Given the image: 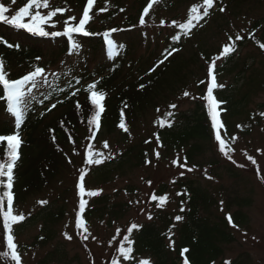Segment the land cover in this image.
<instances>
[{
  "label": "trees",
  "instance_id": "16d2710c",
  "mask_svg": "<svg viewBox=\"0 0 264 264\" xmlns=\"http://www.w3.org/2000/svg\"><path fill=\"white\" fill-rule=\"evenodd\" d=\"M6 1L12 3V0ZM105 1L95 0L90 11L92 19L86 24V31L93 34L88 36L73 34V39L79 44L77 49L72 48L71 41L66 36L41 37L0 21V37L9 43L19 45L18 48H9L4 43H0V58L4 61L8 77L20 78L39 66L45 69L48 80V83L40 82V86L25 98L27 110L25 120L19 129L22 144L19 148V159L14 168L13 214H22L17 212V208H21L28 200L33 201L41 197L48 199H45L48 201L47 205L33 215L25 217L23 221L12 225L21 258L28 249L44 247L56 239L57 226L66 218L65 202L68 198L65 194L67 191L59 192L62 188L55 185L67 171L75 169L78 162H82L83 165L80 166L81 170L78 173V189L79 177L83 172L86 194L91 185H106L135 167L146 165L151 161L152 150L156 147L153 144L156 143L164 155L173 157V161L179 160L180 164L185 163L186 158V167L193 172L198 169L203 175L199 179L187 174L177 177L171 185L176 197L174 198L175 209L164 210L156 207L155 212L151 213V219L134 222L141 227L134 229L129 237L133 241L132 262L147 258L150 264H183L184 257L181 251L187 248L189 251L184 255L187 256L189 264H216L219 261V264H224L225 246L236 240L234 231L248 223L244 207L250 206L252 200L243 194L245 191L240 178L243 174L241 165L234 159H229L220 150L207 100L204 99L205 93L202 92L198 99H194L193 105L186 110H178L177 104H174L175 108L170 106L167 115L160 117L161 121L153 133L140 141H130L133 135L132 128L139 118L145 116L149 110H157L169 97L168 102H172L173 98L186 89L189 79L194 75L193 65L197 64L201 57H204L205 63L211 62L212 51L205 46L201 51L192 47L190 49L193 52L189 53V49L182 52L189 42L190 32L197 30L194 35L197 37L211 16L205 17L188 34H184L179 29L178 23L186 22L190 10L185 19L174 20L177 24H170L173 32L165 38L162 54L159 57L154 56L150 67L144 69L136 66L135 63L127 64L126 58H129L143 42L146 43L149 39L145 30L149 19L159 9L171 11L188 0H157L149 9L148 15H144L143 10L151 0H134L130 8L135 9V14H130L122 22H117L116 19L118 16L126 15L124 1L127 0H113L114 6L100 14ZM248 1L250 0H215L214 6L218 8L213 15L225 16L227 10L234 14ZM15 2H17L16 10H18L26 3V0H15ZM50 5L54 8L66 9L64 13H58L53 18L61 22L69 17L66 7L74 6L79 12L75 16L78 22L87 6V0H50ZM221 7H224L225 11L221 12L219 10ZM213 8L209 10V14ZM98 14H100V26L96 25ZM141 16L144 17V24L140 23ZM262 23L259 20L254 22L248 34L236 40L235 51L228 54L221 68L216 67L212 72V75L216 76L217 85H221L223 73L232 74L234 71L238 73L236 84L226 88L219 86L213 88V96L221 102L218 108L219 118L224 125L221 136L228 147L233 144V137L239 133L251 132L253 127L259 125L264 119V115H261L264 113V102L258 104L255 110L251 109L253 96L264 92V49L260 47L264 41L253 34ZM166 24L167 22L163 23V25ZM55 26L57 29L55 31L63 30L61 23ZM110 29H118L116 32H110V38L114 40L113 46L107 44L104 36V33ZM176 35L180 36L179 40L172 39ZM251 40H255L261 52L262 69L258 66L254 69L246 61L239 62L240 59L236 56L237 50ZM185 42L187 43L184 44ZM172 48L178 49L176 52L181 56L173 54L163 63H159L164 59L165 50L170 51ZM98 57L103 58L102 62L95 69H91V63ZM47 60L51 63H59L60 70L56 72L47 70L44 64ZM183 60L186 61V66L184 65L185 68L181 74L175 62ZM125 68L127 73H124ZM53 73L56 75H52ZM177 73L178 75H175ZM96 76L98 78L92 80ZM174 76H181V79L176 83ZM76 80L80 81L79 84ZM89 80H91L90 83L100 81L96 90L106 93L99 128L89 123L95 111L91 104L90 93L85 91L86 82ZM70 84L71 87H69ZM199 87H202V91L203 86ZM77 88L80 91L76 96H71V92ZM0 91H2V85H0ZM45 97L48 99H44ZM41 99H44L43 104L39 103ZM58 100L62 102L56 103ZM77 102H79V108L76 106ZM53 103L56 107L49 111ZM0 119V134L12 132L14 120L6 112V103L3 100H0ZM121 123L125 125L127 131L120 127ZM111 135L121 144L123 143L124 148L85 175L89 148L92 150L94 145L100 144ZM155 152L157 158L162 154L159 149H155ZM207 152L212 153V158L209 160L205 157ZM157 153L160 154L157 156ZM0 160H7L3 148H0ZM175 165L178 164L175 163ZM226 176L232 180L230 186H225L222 181ZM216 178L221 181V184L216 186L212 184L215 186L213 187L211 182ZM4 190L6 189L0 188V192ZM127 190L134 192L135 188L130 186ZM168 190V184L163 183L158 188V197H170L167 194ZM56 191H58L57 195ZM109 198L108 195H99L93 199L83 198L87 203L80 216L85 223L91 218L100 220L108 215V224L112 225L126 216L128 204L124 201L111 202ZM224 202L226 212L219 215L221 208L223 211ZM233 205L236 209L231 212ZM3 210H7L6 199ZM78 213L79 204L76 219ZM229 214L232 217V223H229L227 219ZM177 215L183 216V220L176 221ZM35 224H41V231L32 243L26 245L18 242L19 231ZM233 224L236 226L234 227ZM0 229L3 232L0 264H14L10 257L3 255L8 249L7 230L3 227L2 213H0ZM125 234L128 235L127 230ZM171 241H174V246ZM72 260L64 246L54 245V248L40 258L37 264H73ZM229 261L231 264H257L249 252L241 253Z\"/></svg>",
  "mask_w": 264,
  "mask_h": 264
},
{
  "label": "rangeland",
  "instance_id": "374dc122",
  "mask_svg": "<svg viewBox=\"0 0 264 264\" xmlns=\"http://www.w3.org/2000/svg\"><path fill=\"white\" fill-rule=\"evenodd\" d=\"M132 1L134 0L124 1L125 8L127 9L126 15L123 17L118 16L116 19L117 22H122V20L127 16H130V14H135V9L130 8ZM202 2L203 0H188L171 11L162 9L156 11L154 16L149 19L147 28L145 29L148 33L149 39L146 43L143 42V44L133 52L129 58H126L127 64L135 63L136 66L143 67L144 69L149 68L150 64L153 62L154 56L159 57L162 49L165 47V38L170 36L173 32L170 23L174 20L185 19L189 10L194 5L202 4ZM0 3H4L9 7L10 11L6 13V15L11 16L15 14L16 7L18 6L17 2L7 3L5 0H0ZM110 4L113 5L110 6ZM113 6V0H106L103 8L107 11ZM50 7L54 8L52 5H50ZM66 8L68 10L67 16L69 17L77 16L79 13L78 9L74 6ZM49 10L50 9H42L43 12ZM106 11H100L99 13L103 14ZM225 13V16H221L220 14L211 15L207 24L202 27L198 36L194 37V34L193 37L189 39L185 49L182 51L185 52L189 49L190 53L192 51L190 48L192 47L193 49H199V51H201L204 50L203 47L205 46L206 49L209 48L212 51L211 53L213 55L211 56V62L205 63L204 57H201V60L193 65L192 70L194 75L189 79V85L186 89L173 98L172 102H168L170 100L169 97L164 103H161V106L157 110H149L145 116L139 118L132 128L133 135L130 138V141H140L147 137L148 134L153 133L159 124L160 117L162 115H167L171 105L177 104L178 110H186L191 107L194 99H198V97L201 96V93H204V89L207 86L208 71L209 68H211L212 62L215 61V66L219 69L225 63L227 56H220L223 46L232 41L235 42L237 36L247 35L253 28L254 22L257 20L262 21L263 23L260 27L261 29H256V35L264 41V0H250L244 4L241 10L238 9L236 13L232 14L230 10H227ZM100 14L96 17L97 26H100ZM164 21L167 22L166 25H163L162 22ZM45 27L48 31L57 30L56 26L53 27L51 24H49L48 27ZM229 37L232 38V41L229 40ZM177 54L178 53H175L174 56ZM178 56L181 55L178 54ZM218 56H220L219 59H217ZM237 56L240 59L239 62L246 61L248 64L252 65L254 69L255 66H258L260 69L263 68V66H261V52L252 41H249L240 47ZM102 60V57L96 58L91 63V69H95ZM44 64L47 67V70L55 72L60 70L59 63H51L47 60ZM175 64L178 66L177 70L182 74L186 66V61L175 62ZM126 68L128 69V65ZM126 68L124 69V73L128 72ZM175 75H178V73ZM237 78V71H234L232 74L223 73L220 83L223 85V88H226L236 84V82H238L236 80ZM180 79L181 76H174L176 83ZM201 80H203L202 91V87H199V85H201ZM239 83L241 84V81H239ZM185 92H188L189 95L185 96ZM257 95L252 98L253 101L251 107L253 108L251 109L253 110L256 109L258 104L264 102V92H259ZM105 142L108 144L107 148L104 147ZM232 143L231 147H228V149H230L228 155L241 165L242 168L240 169L243 174L240 178L244 184L245 191L243 194L250 197L252 203L250 206L244 207V212L248 216V223L241 226L237 231H234L236 240L232 244L225 246V257L223 261H229V259H232L241 253L249 252L257 264H264V119L259 125L253 127L251 132L247 134H237ZM153 145L156 147L152 150L151 161L146 163V165L135 167L128 171L124 176H120L106 185H91V188L87 189V193L90 191H99L97 196H110L109 200L111 202L124 201L128 204L126 216L112 225L108 224V215H105L104 218L100 220L98 218H91L89 222L85 223L88 233H90L87 240L84 239L85 234L83 233V230L78 229L76 226V212L81 199L80 192L78 194V173L81 170L80 166L83 165L82 162H78V166L75 169L67 171L64 174V177H61L62 179L60 178V181L55 185L62 188L59 192L67 191L65 194L68 198L65 202L67 205L66 218L63 220L64 222L62 221L57 226V237L54 242L44 247L28 249L22 256V264H37L40 258H42L50 249L54 248V245L64 246L71 260L73 259V264H111L112 258H118L120 264H139V261L142 259L135 262H132V260H124L118 251L120 243H125V247H127L126 242L123 241V236L126 235L125 232L127 227L136 221L148 220L149 215L155 212L156 207H160L164 210H174V198L176 197L171 189V185L177 177L181 176L182 172L197 179L203 175L198 169L195 170L196 172H193V170H188L190 168H182L179 164L175 165V163H173V157L164 155V152L158 144L155 143ZM121 148H124L123 143L121 144L116 137L111 135L100 144H97L96 146L94 145L92 152L94 158H96L95 153H103L105 157H109L104 159V161H106L114 157ZM155 149H159V152H162V154L159 153L160 157L158 156V158L156 157ZM249 156L255 160V164L252 160L248 159ZM205 157L207 160L211 159L212 153L207 152ZM97 165L98 164H88V166L85 167V175ZM225 174L226 172L224 171V175ZM222 181L225 186H230L232 182L227 176L224 177ZM163 183L168 184L169 190L167 191V194H169L170 197H166L167 199L161 204L159 199L153 200L152 196L155 195L157 198L161 197H158V188ZM212 184L215 186L220 185L221 181L216 178L211 182V186L215 187ZM130 186L135 188L134 192L128 191L129 189L127 190ZM87 193L83 197L90 199L97 197L89 196ZM57 194L58 191H56V195ZM45 199L47 198L41 197L36 198L33 201L28 200L21 208H17V212L22 213L25 217H28L31 214L33 215V213L47 205H41L39 203V201ZM225 204L226 203L224 202L223 211L221 208L219 215L226 212ZM235 207L236 206L233 205L230 211H234L236 209ZM16 225L15 228H17ZM40 229L41 224H35L20 230L17 236L18 242L30 245L35 236L40 233ZM117 229L120 230L119 233H117ZM65 233L71 235L72 239L68 240L64 235ZM93 237H95V239H93ZM0 244H3V232L1 229ZM219 263L220 261L216 264Z\"/></svg>",
  "mask_w": 264,
  "mask_h": 264
},
{
  "label": "snow or ice",
  "instance_id": "6c2138e0",
  "mask_svg": "<svg viewBox=\"0 0 264 264\" xmlns=\"http://www.w3.org/2000/svg\"><path fill=\"white\" fill-rule=\"evenodd\" d=\"M95 0H87V6L84 8L82 17L77 21V18L75 16H70L67 18V20L64 21H55L53 18L57 16L58 13L62 14L66 11L64 8H51L50 7V0H26V3L19 7L18 10L15 11L14 15H6L10 11L9 7H7L4 3H0V21L7 22L17 28L26 30L29 33H32L33 35H39L41 37H59V36H66L69 38L72 44L73 49L79 48V44L73 39V34H82L85 36L92 35L93 33H90L86 31V24L92 19L90 15V11L93 7ZM157 0H151L150 3H148L147 7L144 8V15H148L149 9L153 7V4L156 3ZM12 3H15V0H12ZM215 3V0H203L202 4L194 5L189 12V16L186 20V22L178 23L179 29H181L184 34H188L192 28L197 26L200 21L204 20L205 17L209 16V10L213 8ZM42 9H50L47 12H43ZM202 9V11H201ZM221 12L225 11L224 7H221L219 9ZM100 11H106L105 8L100 9ZM57 23L62 24V31H48L46 30L47 25L51 24L53 27ZM140 23L144 24L145 20L144 17L141 16ZM163 23V22H162ZM173 24H177V21H173ZM118 29H110L109 31L104 33L105 38L107 39V44L109 46L114 45V40L110 38V32H116ZM173 40H179L180 36L176 35L172 37ZM242 39L241 36H237L236 40ZM229 40L232 41V38L229 37ZM0 43H4L7 47L12 48L16 47L18 48V44L9 43L7 40H4L2 37H0ZM260 47L264 49V44H261ZM178 49L172 48L170 51L165 50L164 54V60L168 58V56H171L173 52L177 51ZM235 51V42L232 41L228 44H225L223 46V50L220 53V56L228 55L229 53ZM220 56L217 57V59L220 58ZM37 59H40L37 57ZM164 60H161L159 63H163ZM215 69V61L212 62L210 70ZM154 70V69H153ZM56 75V74H52ZM40 82L42 83H48L47 77L45 75V69L43 67H35L34 70L29 71L27 74L23 75L20 78L17 79H10L5 72V66L4 61L2 58H0V85H2V91H0V100L5 101L6 103V112L13 118L14 120V129L12 132L8 134H0V148L4 149V155H6L7 160H0V188L6 189L2 192H0V213H2L3 216V227L7 230V249L8 251L3 253L4 256L10 257L11 261L14 262V264H22V258L21 254L18 251V245L15 242V237L13 235V229L12 225L16 222L23 221L25 219V216L23 214H13V200H14V194H13V183H14V168L15 165L19 159V148L22 144V140L20 137V127L22 123L25 120V114L27 110V101L26 97H29L30 94L33 92L34 89H37L40 86ZM79 80H76V83L79 84ZM100 81H93L92 83H88L86 86L85 91L90 93V100L91 104L94 106V114L89 121V123L94 124L96 128H99L100 126V116L101 113L104 111V105L103 100L106 96V93L103 91H97V85ZM223 87V85H217L216 82V76L212 75V82L211 86L207 89V96L204 97V99L207 100L208 105V111L211 116L212 125L215 128V137L216 140L219 141V147L222 152L226 156H228L229 159H232L231 156L228 155V145L226 144V141L221 136V129L224 127L223 123L221 122L219 116L220 113L218 111L220 101H218L213 96V88L215 87ZM71 87V84L69 85ZM143 87V85H141ZM63 91V89H60ZM80 91L79 88H77L75 91L71 92V96H76L77 93ZM185 96H188L189 93L185 92ZM44 99H48V97H45ZM44 99H41L39 103L43 104ZM62 101H57L56 103H61ZM78 108L80 107L79 102H77L76 105ZM56 104H51V107L48 109L49 111L52 108H55ZM172 108H175L176 105H171ZM171 115V113H169ZM261 115H264V113H261ZM120 127L127 131L125 128V125L123 123L120 124ZM92 137H90L91 139ZM235 139V137H233ZM104 147L107 148L108 144L107 142L104 143ZM159 153H157V156ZM94 154L89 148L88 150V159L87 163L89 165L93 164H101L104 159H107L109 157H105L103 153H95ZM249 160H252V162L255 164V160L249 156ZM173 163L179 164L180 167H186V158L185 163L180 164L179 160L173 161ZM191 171L192 169H188ZM184 173L182 172L181 175ZM80 184H79V192L81 199L79 201V213L77 214L76 219V226L78 229L83 230L84 239L87 240L90 233H88V229L85 226L84 219L80 216V213H83L85 210V206L87 201L83 199V196L85 195V186H84V174L81 173L80 177ZM150 183V182H149ZM99 194V191H90L87 193L89 196H97ZM5 199H6V207L7 210L4 209L5 205ZM152 199H159L161 204L167 199L165 196H161L157 198L155 195L152 196ZM41 205L47 204L48 201L41 200L39 201ZM221 204L223 202L221 201ZM149 219H151V215H149ZM229 223H232V217L229 214L227 217ZM176 221L183 220V216L177 215L175 217ZM235 227L236 225L233 224ZM141 227L140 225L136 223H132L130 227L127 228L128 235L123 236V241L127 243V247H125V243H120L119 245V254L121 257H123L124 260H132V253H133V241L129 238L130 234L134 229H138ZM120 230L117 229V233H119ZM65 237L68 240L72 239L71 235H68L67 233L64 234ZM171 240V230H170V236ZM95 239V237H93ZM171 244L174 246V241H171ZM189 249L184 248L181 251V255L183 258V264H189V260L187 259V256L184 254L187 253ZM111 264H120V260L118 258H112ZM139 264H150V261L148 259H142L139 261ZM224 264H231L230 261H225Z\"/></svg>",
  "mask_w": 264,
  "mask_h": 264
}]
</instances>
